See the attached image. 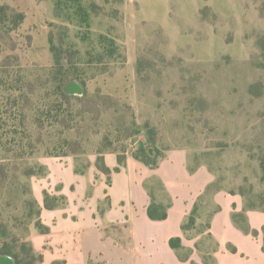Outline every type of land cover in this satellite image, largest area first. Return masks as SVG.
I'll list each match as a JSON object with an SVG mask.
<instances>
[{
  "label": "rangeland",
  "instance_id": "1",
  "mask_svg": "<svg viewBox=\"0 0 264 264\" xmlns=\"http://www.w3.org/2000/svg\"><path fill=\"white\" fill-rule=\"evenodd\" d=\"M59 14L50 35L82 95L56 94L51 53L48 65L25 61L28 40L10 36L20 24L0 30L11 50L0 65V247L30 261L33 233L49 231L42 208L65 204L57 164L81 171L95 151L117 150L151 168L180 152L208 180L182 228L198 227L203 206L195 234L210 238L220 196L264 251V225L248 222L264 213V0H60Z\"/></svg>",
  "mask_w": 264,
  "mask_h": 264
},
{
  "label": "crops",
  "instance_id": "2",
  "mask_svg": "<svg viewBox=\"0 0 264 264\" xmlns=\"http://www.w3.org/2000/svg\"><path fill=\"white\" fill-rule=\"evenodd\" d=\"M0 6L23 15L10 36L28 40L25 61L48 65L54 0H0ZM9 54L0 42V65ZM118 155L123 156L121 162ZM185 161L180 152L171 151L151 168L123 152L95 151L81 171L73 159L59 162L57 180L65 204L41 210L49 231L33 233L30 244L41 255L38 264H264L261 239L253 237L249 227L232 222L230 201L220 196L215 197L220 210L211 203L210 238L202 229L195 234L208 219L203 206L198 227L182 228L195 203L204 201L200 197L208 184L191 174ZM152 203L164 208L166 218L148 216ZM248 216L251 229L264 225V213L252 211ZM172 238L181 243L170 246Z\"/></svg>",
  "mask_w": 264,
  "mask_h": 264
},
{
  "label": "trees",
  "instance_id": "3",
  "mask_svg": "<svg viewBox=\"0 0 264 264\" xmlns=\"http://www.w3.org/2000/svg\"><path fill=\"white\" fill-rule=\"evenodd\" d=\"M54 2H55V14L59 16L60 15L59 14L60 0H54ZM77 12L80 16L84 15V10L81 7L77 8ZM22 20H23V15L21 13L16 12L15 10L9 8L8 6H0V30L8 31V30L15 29ZM0 39H2L1 33H0ZM102 40H105L104 37H102ZM49 43H50V53H51L52 61L54 62L53 66L56 69L55 71L52 70V77H53L52 79H53L54 89L56 91V94H58L59 96L68 97L69 93H67L64 88L70 81L68 82V80L65 77L66 74H64L62 71L63 65L60 64V62L62 61L63 58L60 54L59 48H57L53 44V40L50 34H49ZM113 46L114 44H112V42L106 45L110 53L115 52V50L113 49ZM150 150L151 149H149V151ZM113 151H117V150H113ZM98 152L102 153L105 151H98ZM149 153L151 154V152ZM136 158H139V156H136ZM118 161L119 162L122 161L121 155H118ZM147 163L148 162L146 161V164ZM147 213L151 219H158V220L166 218V215H167L164 208L158 205H155L153 203L149 205ZM178 241L179 240L176 238L170 239L169 241L170 246L176 247L178 245ZM0 255H7V256L12 257L14 264H21V263L23 264L37 263L38 264L41 261V255L34 252V250L31 247H28L26 251V255L29 257L30 261H26V262L21 261L18 257V254H16L12 250V248L8 247L6 244L0 247Z\"/></svg>",
  "mask_w": 264,
  "mask_h": 264
},
{
  "label": "water",
  "instance_id": "4",
  "mask_svg": "<svg viewBox=\"0 0 264 264\" xmlns=\"http://www.w3.org/2000/svg\"><path fill=\"white\" fill-rule=\"evenodd\" d=\"M64 89L69 94L82 95L83 93V87L77 81H70ZM0 264H13V260L8 256H0Z\"/></svg>",
  "mask_w": 264,
  "mask_h": 264
}]
</instances>
